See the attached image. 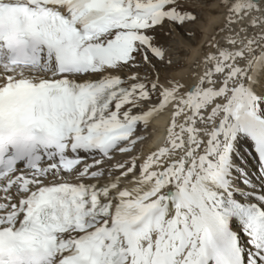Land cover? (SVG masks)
Segmentation results:
<instances>
[{
  "label": "snow or ice",
  "instance_id": "snow-or-ice-1",
  "mask_svg": "<svg viewBox=\"0 0 264 264\" xmlns=\"http://www.w3.org/2000/svg\"><path fill=\"white\" fill-rule=\"evenodd\" d=\"M220 2L190 85L188 0H0V264H264V0Z\"/></svg>",
  "mask_w": 264,
  "mask_h": 264
},
{
  "label": "bare ground",
  "instance_id": "bare-ground-1",
  "mask_svg": "<svg viewBox=\"0 0 264 264\" xmlns=\"http://www.w3.org/2000/svg\"><path fill=\"white\" fill-rule=\"evenodd\" d=\"M192 11L196 15L198 14V17L202 18L204 22L193 23L192 27L190 25L188 28H184V30L180 29L178 33L190 32L192 37L198 36L199 38L186 39L178 34L176 29H173V34L169 38L174 39L175 43L166 46L168 55L173 61L167 68H170L171 73L169 75L190 85L196 83L199 75L203 73L204 66L201 61L205 54L212 50L207 45L213 36L216 35L217 30L224 26V9L220 0L199 2ZM171 118V110H168L141 128L139 134L144 138L137 144L135 154L147 156L162 146L167 139V131ZM116 159L125 160L127 157L118 155Z\"/></svg>",
  "mask_w": 264,
  "mask_h": 264
},
{
  "label": "rangeland",
  "instance_id": "rangeland-1",
  "mask_svg": "<svg viewBox=\"0 0 264 264\" xmlns=\"http://www.w3.org/2000/svg\"><path fill=\"white\" fill-rule=\"evenodd\" d=\"M202 1H205V0H188V5L187 6L192 11L198 5V3L199 2H202ZM197 17H198V14H197ZM197 22H204V20L202 21V18L198 17ZM190 25L192 27L194 24L185 25L184 28L186 29V27L188 28ZM168 27L169 26H166L163 32H158V34H157L158 35L159 42L165 44L166 46L170 45L171 43H175L174 42L175 41L174 39H170L169 38L173 34V29H176L177 30V33L179 32L180 29L181 30H184V28H178V27H175V26H171L172 27L171 33L168 34ZM165 31H167V32H165ZM187 33H190V32H185L183 34L178 33V34H180L181 36H183L186 39H189V38L198 39L199 38L198 36L195 37L194 35H193L194 37H192V35H189ZM169 69H167V74L168 75L171 73Z\"/></svg>",
  "mask_w": 264,
  "mask_h": 264
}]
</instances>
